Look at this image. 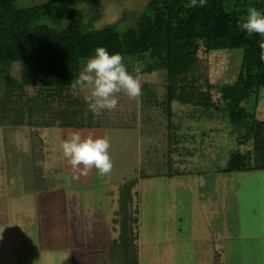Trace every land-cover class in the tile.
<instances>
[{
    "label": "rangeland",
    "instance_id": "1",
    "mask_svg": "<svg viewBox=\"0 0 264 264\" xmlns=\"http://www.w3.org/2000/svg\"><path fill=\"white\" fill-rule=\"evenodd\" d=\"M46 1L14 0V5L30 8ZM147 2L59 0L42 24L61 31L68 22L57 16L70 10L79 13L84 30L119 21L116 29L123 31L134 27ZM197 57L206 66L212 100L222 107L219 87L234 81L241 50L200 49ZM92 64L73 94L81 116L90 114L101 126L61 127L68 99L45 105L48 126H28L25 120L0 125V264H110L107 254L119 234L118 192L133 179L130 233L136 264H217L214 247L224 250L234 232L241 238L237 251L219 264L254 263L251 251L264 248V239H250L264 236V171L220 173L230 153L251 149L237 145V129L220 112L205 118L175 102L168 119L160 104L161 72ZM19 71L14 64L9 73L18 78ZM142 83L148 84L152 102L142 101ZM25 92L32 97L35 90ZM254 117L264 122V87ZM39 139L42 147L35 154L41 164L33 161L31 148ZM38 169L45 193L35 189ZM166 172L179 176H160ZM43 245L57 251L44 252Z\"/></svg>",
    "mask_w": 264,
    "mask_h": 264
},
{
    "label": "trees",
    "instance_id": "2",
    "mask_svg": "<svg viewBox=\"0 0 264 264\" xmlns=\"http://www.w3.org/2000/svg\"><path fill=\"white\" fill-rule=\"evenodd\" d=\"M58 2L17 8L14 0H0V125H21L25 120L28 126H48L45 105L68 99L61 127L101 126L91 121L90 114L86 119L81 116L80 101L73 94L82 83V71L93 69V60L122 67L124 72L139 67L142 74L162 73L160 104L168 119L173 102L196 108L205 118L220 112L237 129V145H250L249 151L230 153L221 173L264 171V122L254 117L259 90L264 87V0H148L134 27L123 31L116 29L119 21L84 30L79 13L70 10L56 15L66 19L67 26L52 30L42 21L55 14ZM200 49L205 53L241 50L234 81L219 87L222 107L212 100L206 66L197 57ZM14 64L20 68L18 78L9 73ZM26 88L35 90L32 97L26 96ZM140 88L142 101L149 102L148 84ZM10 105L14 108L9 109ZM41 147V139L32 142L33 161L38 159L40 164L41 155L35 152ZM160 176L170 179L179 174ZM34 180L35 189L45 193L39 169ZM135 182L128 181L118 192L119 234L107 254L110 264H136L129 193Z\"/></svg>",
    "mask_w": 264,
    "mask_h": 264
},
{
    "label": "crops",
    "instance_id": "3",
    "mask_svg": "<svg viewBox=\"0 0 264 264\" xmlns=\"http://www.w3.org/2000/svg\"><path fill=\"white\" fill-rule=\"evenodd\" d=\"M221 173V172H220ZM216 174V173H215ZM169 180V179H168ZM45 206V205H44ZM47 206V205H46ZM227 236V235H226ZM230 237H231V239H230ZM254 237H256L257 239H264V236H253V235H251L250 236V239H252V238H254ZM43 238H45V244L46 243H48L47 241H48V238L47 237H43ZM227 238L228 239H225V242L226 243H228V245H229V249L225 252V250H226V243H224V245H225V249L224 250H222V248L221 247H218L217 249L214 247V250H213V254L215 255V258H217L218 259V262H217V260L215 259V262L217 263V264H219V262L220 263H222V261H223V259L226 257V258H229L230 259V256L231 255H233L236 251H237V249H236V246L238 245V242L241 240V238H240V236L239 235H237L235 232H234V236H231V235H229V236H227ZM229 240H230V242H229ZM242 242V241H241ZM264 246V245H263ZM231 247H233V248H231ZM42 250L44 251V252H46V251H53L54 250V246L53 247H51V246H49V245H43V248H42ZM54 251H57V249H55ZM251 254H253V256L251 257L252 259H253V261H254V263H250V264H264V258L261 260V259H259V256L261 255V254H263V256H264V248H263V251H258V250H255L254 251V253H253V251H251ZM239 255V254H238ZM221 257H222V259H221ZM232 257V256H231ZM230 261V260H229ZM230 264H232L231 263V261H230Z\"/></svg>",
    "mask_w": 264,
    "mask_h": 264
}]
</instances>
